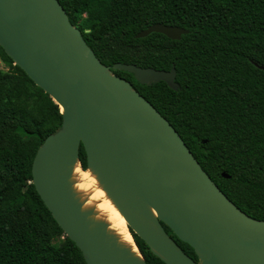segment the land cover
I'll return each mask as SVG.
<instances>
[{
  "label": "trees",
  "instance_id": "1",
  "mask_svg": "<svg viewBox=\"0 0 264 264\" xmlns=\"http://www.w3.org/2000/svg\"><path fill=\"white\" fill-rule=\"evenodd\" d=\"M57 1L103 65L175 69L177 90L111 72L171 124L237 208L264 221V0ZM157 23L188 33L179 40L159 33L135 38ZM61 123L59 106L0 46V264H86L32 184L35 153ZM79 162L86 169L82 146ZM131 236L146 264H165Z\"/></svg>",
  "mask_w": 264,
  "mask_h": 264
},
{
  "label": "water",
  "instance_id": "2",
  "mask_svg": "<svg viewBox=\"0 0 264 264\" xmlns=\"http://www.w3.org/2000/svg\"><path fill=\"white\" fill-rule=\"evenodd\" d=\"M151 33L179 40L188 31L157 23L135 38ZM0 46L60 108L61 127L46 137L33 158L32 184L86 264L146 263L135 243L139 257L82 210L70 182L73 167L78 163L82 168L80 146L86 169L96 176L130 235H137L165 264H264V221L237 208L171 124L131 83L111 72H128L142 85L164 82L177 90L174 68L103 65L57 0H0ZM162 224L194 251L197 262Z\"/></svg>",
  "mask_w": 264,
  "mask_h": 264
},
{
  "label": "bare ground",
  "instance_id": "3",
  "mask_svg": "<svg viewBox=\"0 0 264 264\" xmlns=\"http://www.w3.org/2000/svg\"><path fill=\"white\" fill-rule=\"evenodd\" d=\"M70 182L74 194L81 202L82 210L91 212L90 219L104 223L107 226V233L120 247L127 249L131 255L139 257L124 218L102 189L93 172L90 169L80 168L77 163L73 167ZM153 214L155 215L154 212Z\"/></svg>",
  "mask_w": 264,
  "mask_h": 264
}]
</instances>
